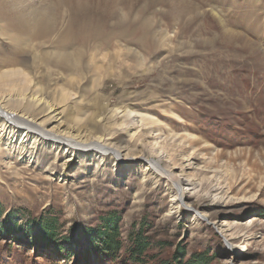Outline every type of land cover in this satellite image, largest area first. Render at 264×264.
Wrapping results in <instances>:
<instances>
[{
	"label": "rangeland",
	"instance_id": "obj_1",
	"mask_svg": "<svg viewBox=\"0 0 264 264\" xmlns=\"http://www.w3.org/2000/svg\"><path fill=\"white\" fill-rule=\"evenodd\" d=\"M45 13L55 24L43 38L31 25ZM81 19L109 39L70 42L76 68L45 62ZM31 94L41 101L27 109ZM0 103L37 121L50 104L47 129L124 148L117 160L77 155L0 120V264H175L181 251L264 264V0H0ZM143 154L197 183L182 206ZM109 217L113 260L87 239ZM45 225L49 246L37 242Z\"/></svg>",
	"mask_w": 264,
	"mask_h": 264
},
{
	"label": "bare ground",
	"instance_id": "obj_2",
	"mask_svg": "<svg viewBox=\"0 0 264 264\" xmlns=\"http://www.w3.org/2000/svg\"><path fill=\"white\" fill-rule=\"evenodd\" d=\"M54 24H55V21L53 20L52 16L45 13L34 24L32 23L31 27H34L35 29H37L36 33H38L39 36L45 38V37H48L50 33L53 31ZM102 25H104L102 21L95 22V21H92L91 19L90 20L89 19L79 20L75 28L64 30L63 32H61V34H59V37L56 40V44L59 49V51L56 53V59L53 60V59L48 58L44 61L48 63H52V64L54 62L56 66H59L60 68L64 70H67L69 68H76L82 58V50L78 49L75 52H69L67 51L68 44L70 42H74L77 39H80L83 43L88 37L95 38L103 34L105 36V39H109L110 32L103 33ZM20 101L23 102V104H25L26 108L28 107L27 109H29V107L34 106V103L35 104L39 103L41 101V97L40 98L33 97L31 94L30 97H25L24 99H21ZM45 104H47V102ZM12 105H14V103ZM53 107L54 106L48 104L47 105V111H48L47 117L42 120H40L41 119L40 118L38 119L40 121H37V119H35V116L26 114L25 112L21 111L22 109L20 111H16L12 109L8 110L4 106V103L3 104L0 103V120L4 121L5 123H9V124L21 125L22 130H23V135L24 133L25 135L27 134H29L30 136L33 135L34 139L36 137L37 139L41 140L42 144H44L45 146L48 145L50 147L55 148L56 150L57 149H60L63 151L71 150L75 152L77 155H79L80 153H83L84 151H90V152L92 151V152H95L101 155L102 153L111 155L116 160L121 155V151L124 150L122 146L117 145L115 142H112V141L103 140V138H101L100 136H97V137L90 136V138L82 140V139H79L80 135L76 136V134H72L70 130L62 131V130H59V128L55 130H52L53 128L47 129L45 127V123H47L50 119L57 120L56 115L58 113L55 112V109ZM0 132H2V130H0ZM2 136L3 135H0V139L2 138ZM4 146L6 148L8 147L9 149L12 148V146H10V143L9 145L7 146L4 145ZM23 147L21 149H24ZM124 157L126 156L123 155V158ZM142 157H145L151 162L150 171L152 173H162V178L168 181L170 185H174L175 189L173 191L172 201L177 204V207L182 206L184 204L183 201L185 200V198H187V196L189 197L190 194L194 192V189L196 188L197 183L193 181V179H184L183 177H180L177 174H173L169 169L161 166L159 160L157 159V155H154L155 159H152V158L149 159V157H147L145 154H143ZM67 160H70V159H67ZM183 181L186 182V186L181 190L179 189V187ZM212 202L216 205H221L223 203V200H222V197L218 196V197H213ZM187 207H189V205H187Z\"/></svg>",
	"mask_w": 264,
	"mask_h": 264
},
{
	"label": "trees",
	"instance_id": "obj_3",
	"mask_svg": "<svg viewBox=\"0 0 264 264\" xmlns=\"http://www.w3.org/2000/svg\"><path fill=\"white\" fill-rule=\"evenodd\" d=\"M44 230H38L37 242L44 245L53 244V228L50 225L49 228L44 226ZM89 232V231H88ZM87 239L91 240L92 251L95 253H101L110 258L115 259L117 253L122 248V242L119 237V231L117 226V219L112 217L105 218L104 223L101 225V229H98L96 232L87 233ZM146 242L140 237H136L133 240L132 246L129 248V256L135 260L139 261L144 251L146 250ZM61 247L58 245L57 249L59 250ZM184 257V253L181 251L178 259H174V263L176 264H208L207 257L198 254L191 255L185 261H182Z\"/></svg>",
	"mask_w": 264,
	"mask_h": 264
}]
</instances>
